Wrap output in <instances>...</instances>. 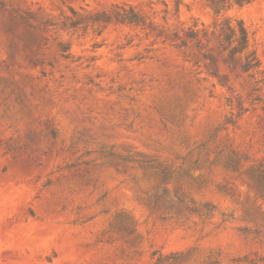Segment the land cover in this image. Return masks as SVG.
Wrapping results in <instances>:
<instances>
[{"label":"rangeland","instance_id":"obj_1","mask_svg":"<svg viewBox=\"0 0 264 264\" xmlns=\"http://www.w3.org/2000/svg\"><path fill=\"white\" fill-rule=\"evenodd\" d=\"M209 1L0 0V264H264V0Z\"/></svg>","mask_w":264,"mask_h":264},{"label":"trees","instance_id":"obj_2","mask_svg":"<svg viewBox=\"0 0 264 264\" xmlns=\"http://www.w3.org/2000/svg\"><path fill=\"white\" fill-rule=\"evenodd\" d=\"M250 1L236 0L235 2L237 5H242ZM209 5L215 14L229 8L225 5L224 0H210ZM217 40L230 57L243 54L248 49V34L241 21H237L233 26L230 20L226 19L221 26Z\"/></svg>","mask_w":264,"mask_h":264}]
</instances>
